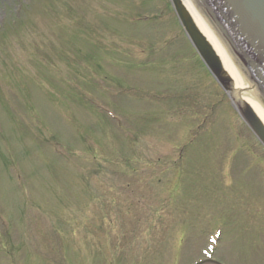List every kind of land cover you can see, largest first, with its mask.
I'll return each instance as SVG.
<instances>
[{
	"label": "rangeland",
	"instance_id": "1",
	"mask_svg": "<svg viewBox=\"0 0 264 264\" xmlns=\"http://www.w3.org/2000/svg\"><path fill=\"white\" fill-rule=\"evenodd\" d=\"M213 78L171 0H0V264H192L216 227L264 264V147Z\"/></svg>",
	"mask_w": 264,
	"mask_h": 264
},
{
	"label": "water",
	"instance_id": "2",
	"mask_svg": "<svg viewBox=\"0 0 264 264\" xmlns=\"http://www.w3.org/2000/svg\"><path fill=\"white\" fill-rule=\"evenodd\" d=\"M172 2L204 60L228 89L237 109L264 143V121L238 82L239 76L244 75L264 103V0H193L242 72L236 77L224 68L223 55L217 52L186 3L183 0Z\"/></svg>",
	"mask_w": 264,
	"mask_h": 264
},
{
	"label": "bare ground",
	"instance_id": "3",
	"mask_svg": "<svg viewBox=\"0 0 264 264\" xmlns=\"http://www.w3.org/2000/svg\"><path fill=\"white\" fill-rule=\"evenodd\" d=\"M186 5L188 6L189 10L191 11L192 15L196 19L197 23L201 27V29L204 31V33L207 35L209 40L214 45L217 52L221 55H223L222 58V64L224 68L233 76H238L241 71L236 66V63L234 62L231 54L229 53L227 47L222 42L220 37L215 32L214 28H212L211 24L208 22V20L203 16V14L199 11V9L196 7L193 0H183ZM239 85L241 86L243 92L247 96L250 103L253 105L257 113L260 115V117L264 121V103L258 98V95L256 92H254L249 84V82L246 80L244 75L239 76L238 79Z\"/></svg>",
	"mask_w": 264,
	"mask_h": 264
}]
</instances>
